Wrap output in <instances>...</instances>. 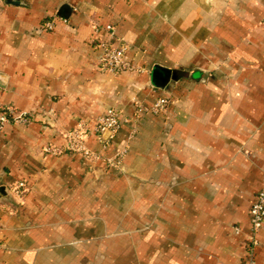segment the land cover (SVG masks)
Returning a JSON list of instances; mask_svg holds the SVG:
<instances>
[{
  "label": "crops",
  "instance_id": "1",
  "mask_svg": "<svg viewBox=\"0 0 264 264\" xmlns=\"http://www.w3.org/2000/svg\"><path fill=\"white\" fill-rule=\"evenodd\" d=\"M19 1L0 0V108L30 122L0 135V264H246L264 187V0ZM105 41L144 71L100 69ZM158 67L176 73L162 89ZM111 107L120 131L86 141L102 159L46 152Z\"/></svg>",
  "mask_w": 264,
  "mask_h": 264
},
{
  "label": "built area",
  "instance_id": "2",
  "mask_svg": "<svg viewBox=\"0 0 264 264\" xmlns=\"http://www.w3.org/2000/svg\"><path fill=\"white\" fill-rule=\"evenodd\" d=\"M48 29L53 28V23L48 22L45 24ZM107 29L111 31V40L114 39L113 28L108 26ZM98 65L100 69L111 74L119 75L122 73H142L144 68L137 63H134L128 55L127 46L121 42L105 41L100 45V53L98 56ZM166 98L159 99L152 106L146 107L138 105L137 111L139 113H153L158 114L163 111L168 104ZM30 118L26 114L19 113L12 106H5L0 108V135L12 125L28 124ZM122 120L120 113L117 109L111 107L106 110L104 115L99 117L96 124L89 128L87 125L80 123L73 130L65 133V144L63 147L50 146L46 149V152L52 156H61L67 152L79 154L85 159L97 161L102 159L97 155L90 147H88L86 141L92 134L97 136L98 142L105 146L107 138H114L120 131ZM126 153V150L120 152L114 158H105L106 163L109 166L116 167L121 164L122 156ZM26 184L20 182L14 187V192L20 196L26 190ZM250 214V237L248 246V257L246 264H257L254 258V248L257 245V234L264 227V187L257 194L256 200L251 206Z\"/></svg>",
  "mask_w": 264,
  "mask_h": 264
},
{
  "label": "water",
  "instance_id": "3",
  "mask_svg": "<svg viewBox=\"0 0 264 264\" xmlns=\"http://www.w3.org/2000/svg\"><path fill=\"white\" fill-rule=\"evenodd\" d=\"M8 4H18L19 0H6ZM176 79V73L168 69L158 67L156 70L155 76V85L158 88H164L170 80ZM1 200H10V195L8 188L6 186H0V201Z\"/></svg>",
  "mask_w": 264,
  "mask_h": 264
},
{
  "label": "rangeland",
  "instance_id": "4",
  "mask_svg": "<svg viewBox=\"0 0 264 264\" xmlns=\"http://www.w3.org/2000/svg\"><path fill=\"white\" fill-rule=\"evenodd\" d=\"M112 244H113L114 250L117 251V252H119L121 242H113ZM57 260L59 261L61 259L59 258ZM87 261H88V258L87 257L86 258H83V256H82V258H81V262L82 263L81 264H87Z\"/></svg>",
  "mask_w": 264,
  "mask_h": 264
}]
</instances>
